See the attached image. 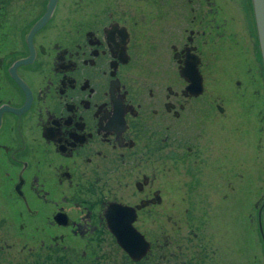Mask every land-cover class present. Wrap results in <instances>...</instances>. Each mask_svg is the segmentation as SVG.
<instances>
[{"label":"flooded vegetation","instance_id":"flooded-vegetation-1","mask_svg":"<svg viewBox=\"0 0 264 264\" xmlns=\"http://www.w3.org/2000/svg\"><path fill=\"white\" fill-rule=\"evenodd\" d=\"M127 1L0 0V254L264 264L251 0ZM121 208L149 243L139 260L107 226Z\"/></svg>","mask_w":264,"mask_h":264},{"label":"water","instance_id":"water-1","mask_svg":"<svg viewBox=\"0 0 264 264\" xmlns=\"http://www.w3.org/2000/svg\"><path fill=\"white\" fill-rule=\"evenodd\" d=\"M252 11L255 20L258 44L261 52L262 62L264 66V0H251ZM260 218V210H259ZM134 215L130 214L128 208H121V217L119 221L108 219L107 226L113 232L118 244L133 260H139L149 250V243L134 228L132 222ZM260 232L263 234L260 225ZM264 236V234H263Z\"/></svg>","mask_w":264,"mask_h":264},{"label":"rangeland","instance_id":"rangeland-1","mask_svg":"<svg viewBox=\"0 0 264 264\" xmlns=\"http://www.w3.org/2000/svg\"><path fill=\"white\" fill-rule=\"evenodd\" d=\"M131 0H128L127 2H126V4H129V3H131L130 2ZM145 3H146V6H148L147 7V9H151V2L150 1H144ZM141 8H143V6H142V2H141ZM239 132V131H238ZM263 177H264V170H263V175H262ZM257 184H259V183H257L256 182V177H255V175H252V177L251 178H249V183H248V185H249V189H248V197H247V204H246V206H247V208H246V210H247V212H251V205H252V201H253V198L255 197V194H254V197H253V191H254V188H250V186L251 185H253V186H255V185H257ZM263 186H264V184H263ZM264 190V189H263ZM244 211H245V209H244ZM234 212V211H233ZM234 215V214H233ZM242 227V229H241V232H242V234H244V232L248 235V237L249 238H253L252 237V235H251V233H250V231H249V227H248V229H247V226H246V224L245 223H243V226H241ZM13 255V256H12ZM12 255H9V254H0V264H6V263H8V264H32V262L30 261L31 259H25V261L22 263L20 260H22L21 259V257H19V255H17V254H12ZM20 261V262H19ZM39 264H42V263H39ZM50 264V263H49ZM56 264H65L64 263V261L62 262V261H60L59 262V260H58V258L56 259Z\"/></svg>","mask_w":264,"mask_h":264}]
</instances>
